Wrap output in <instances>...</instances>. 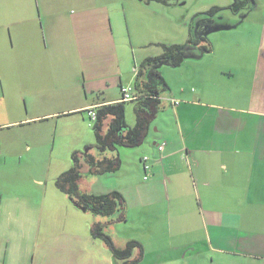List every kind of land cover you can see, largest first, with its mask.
<instances>
[{"label":"crops","instance_id":"0c3cea01","mask_svg":"<svg viewBox=\"0 0 264 264\" xmlns=\"http://www.w3.org/2000/svg\"><path fill=\"white\" fill-rule=\"evenodd\" d=\"M262 8L264 0H247L236 10L226 9L237 20L226 15V22L215 23L219 26L211 30L234 29L246 22L258 33L255 58H247L241 48L233 55L229 47L228 56L221 64L207 65L212 76L195 77L192 72L191 77L184 78L183 74L182 79L172 82L162 75L167 91L159 92L160 104L149 121L144 140L134 146L135 150L119 151L121 158L122 154L130 156L133 163L128 181L113 187L126 200L125 218L120 221L136 217L157 230L156 236L148 239L128 235L121 240L135 239L141 243L142 255L135 264H264ZM102 12L106 14L105 10ZM79 18L86 17L81 14ZM103 28L106 29L105 25ZM98 33L102 36L106 32ZM214 49L213 46L208 52L214 53ZM202 54L193 55L196 60L191 63L197 73L205 74L202 69L206 66L197 60ZM81 73L84 83H92L86 85L85 93L87 87L90 93L96 90L106 93L109 82L102 79V71L83 69ZM179 73L172 71L174 76ZM123 86L119 81L116 97L96 94L80 107H70L62 113L50 112L37 120L49 121L47 116L51 114L83 113L79 111L89 108L96 111L102 103L118 101ZM0 129H4V124ZM162 142L163 149L158 150ZM13 145H6L8 151ZM25 149L30 150V144L26 143ZM115 154L112 151L108 156ZM11 156L15 158L4 156V142L0 143V264H113L110 250L108 255L106 248L99 249L94 238L79 240L63 229L58 231L61 222L42 219L50 218L54 207L50 202L15 201L9 192L4 200L7 190L4 182L24 178L19 171L21 159L16 158L15 171H7L4 178V164ZM143 156L148 159L143 161ZM145 162L149 165L147 169ZM10 185L32 195L22 184L10 182ZM189 195L194 199L186 198ZM162 227L165 228L159 230ZM58 232L62 236H57ZM91 252L102 259L94 260ZM138 254L137 250L134 257Z\"/></svg>","mask_w":264,"mask_h":264},{"label":"rangeland","instance_id":"374dc122","mask_svg":"<svg viewBox=\"0 0 264 264\" xmlns=\"http://www.w3.org/2000/svg\"><path fill=\"white\" fill-rule=\"evenodd\" d=\"M232 3L233 0H168V4L155 0H0V125L4 124V129H0V143L4 142V156L14 155L21 159L19 171L24 175V178L4 182V189L7 188L4 200L9 192L15 201L50 202L54 206L50 218L42 219L61 222L58 231L63 229L79 240L92 237L91 228L95 222L105 223L104 232L120 247L125 245L127 240H121L128 235L147 239L156 236L157 230L136 217L133 220L130 216V221L127 218L121 222L117 213L109 216L83 211L55 186L57 176L71 166V154L75 150L85 151L92 147L90 153L101 158L112 151L120 157L119 151L137 147L117 146L97 152L92 120L86 111L51 114L47 116L49 121L37 119L50 112L62 113L64 109L80 107L96 94L108 98L118 96L119 81L125 87L131 86L141 61L161 54L163 44H183L189 37L201 35L197 29L200 18H207L210 25L217 22L223 25L226 15L236 21L237 17L226 9L210 17L205 14L213 6L227 7ZM81 14L85 20L79 18ZM245 24L207 32V41L215 49L214 53L204 52L197 59L206 66L202 69L205 74L197 73L192 67L191 62L196 58L191 55L178 67L161 66L162 75L172 82L182 79L183 74L184 78L191 77L192 72L195 77L212 76L211 67L207 65L211 62L221 64L228 56L229 47L233 55L241 48L247 58L254 59L258 33ZM100 31L106 33L100 36ZM230 58L232 60V56ZM83 69L95 73L102 71V79L109 82L105 94L98 90L90 93V87L85 93L86 85L92 83L83 82ZM172 71L180 73L174 76ZM166 91L167 88L160 85L159 92ZM133 107L132 102L125 101V119L131 126L136 119ZM26 143L30 144V150L25 149ZM7 144L15 147L8 151ZM15 158L6 159L4 178L7 171H15ZM120 160L121 167L114 172H83L79 191L107 193L114 190L116 183L121 185L128 181L133 163L130 156L124 154ZM10 182L22 184L32 195L14 189ZM190 197L194 199L192 195L186 196ZM59 233L56 235L62 236L63 233ZM157 234L162 236L160 232ZM95 240L99 249L106 248L108 255L111 253L100 239ZM91 254L94 260L102 259L95 252ZM110 259L115 264L112 256Z\"/></svg>","mask_w":264,"mask_h":264},{"label":"trees","instance_id":"16d2710c","mask_svg":"<svg viewBox=\"0 0 264 264\" xmlns=\"http://www.w3.org/2000/svg\"><path fill=\"white\" fill-rule=\"evenodd\" d=\"M155 1L168 4V0ZM246 1L234 0L227 7L213 6L205 14L210 17L224 9L233 11ZM210 24L207 18H200L197 21V29L201 35L189 37L183 44H163L161 54L144 58L141 61L135 71L134 81L131 85L133 92L139 94L140 97L133 101V110L136 116L134 125L131 126L126 122L125 101L118 100L100 104L96 108L95 119H92L87 113L88 117L92 120L91 128L95 138L94 148L97 152H104L106 149L113 150L117 146L134 147L144 140L149 121L160 104V85L165 86L160 67L163 65L178 66L191 55L210 51L212 47L207 41L206 34L208 31L219 26ZM88 110H81L79 112H88ZM90 148H87L85 151L75 150L72 152V164L57 176L55 186L59 191L66 194L75 205H82L86 210H90L96 214L110 216L113 213H117V219L122 220L125 218L127 205L120 191L113 190L102 194L79 191V181L83 172L100 174L114 172L120 167L121 161L118 155L98 158L90 153ZM104 226L105 223L95 222L91 228L92 237L100 239L110 250L115 264H135L142 255L141 243L130 239L126 241L123 247H120L109 234L104 232ZM137 250L139 251L138 257H134V253Z\"/></svg>","mask_w":264,"mask_h":264},{"label":"built area","instance_id":"2783aa9c","mask_svg":"<svg viewBox=\"0 0 264 264\" xmlns=\"http://www.w3.org/2000/svg\"><path fill=\"white\" fill-rule=\"evenodd\" d=\"M120 92H121V97L119 98V100H121V101H135L138 98H140L139 94H136L135 92H133V89H132L131 86L122 87ZM172 102L173 103H177L178 101L177 100H172ZM87 113L92 119L96 118V111L95 110L90 108ZM163 146H164L163 142L158 144V146H157L158 150H162ZM142 159H143V161H146L148 158L146 156H143ZM148 167H149V165L145 162L144 163V168L147 169Z\"/></svg>","mask_w":264,"mask_h":264},{"label":"water","instance_id":"95a60500","mask_svg":"<svg viewBox=\"0 0 264 264\" xmlns=\"http://www.w3.org/2000/svg\"><path fill=\"white\" fill-rule=\"evenodd\" d=\"M228 26H226L225 28H227ZM215 29H217V28H215ZM76 206H78L81 210H83V211H85L86 210V208L85 207H83L82 205H76Z\"/></svg>","mask_w":264,"mask_h":264}]
</instances>
